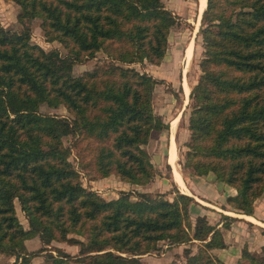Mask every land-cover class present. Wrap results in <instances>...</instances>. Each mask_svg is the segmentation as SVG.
I'll use <instances>...</instances> for the list:
<instances>
[{"label": "trees", "instance_id": "1", "mask_svg": "<svg viewBox=\"0 0 264 264\" xmlns=\"http://www.w3.org/2000/svg\"><path fill=\"white\" fill-rule=\"evenodd\" d=\"M13 1L20 20L40 18L46 38L68 54L32 42L29 26L12 31L0 21V251L32 264L36 252L26 240L39 236L49 253L42 264H145L142 255L161 240H199L197 252L185 249L187 263L221 264L212 249L227 246L223 229L200 213L207 206L193 195L122 190L106 199L83 184L63 143L69 134L96 139L103 175L145 184L160 173L145 147L154 131L169 128L154 110L158 80L131 64L159 63L179 16L162 0ZM199 34L205 50L182 170L213 172L237 189L228 209L255 214L264 193V0H207ZM101 49L110 61L74 74L75 62ZM42 104L64 105L73 117L44 113ZM223 216L226 227L241 219ZM54 240L78 245V253L49 247ZM237 264H264V244L257 252L244 246Z\"/></svg>", "mask_w": 264, "mask_h": 264}, {"label": "rangeland", "instance_id": "2", "mask_svg": "<svg viewBox=\"0 0 264 264\" xmlns=\"http://www.w3.org/2000/svg\"><path fill=\"white\" fill-rule=\"evenodd\" d=\"M162 1L167 8L171 9L179 16V21L170 30L167 52L164 58L157 64L147 60H145V62H135L131 64L141 71L152 74L158 80L153 91L154 110L156 114H159L163 120L169 123V128L163 131H154L148 143L145 144V147L149 151L160 173L145 184L124 181L114 173L103 175L98 171L95 163L97 146L99 144L96 139L92 137L82 138L75 134H69L63 137V143L70 150L69 159L78 168L83 184L98 192L106 199L118 197L122 190L132 191L133 194H136L138 190L151 191L153 193L166 192L167 197L173 198L178 188L182 192L193 195L200 202L206 204L208 208H198H200L201 214L207 216L209 222L223 229L224 236H227L225 237V239L227 238V247L229 244H238L241 251L240 256L233 260L237 264L238 259L242 255L244 246H247L253 252L261 250L264 243L260 244L256 236L260 231L262 232V227H260L259 222L253 223L250 219L232 220L230 227L224 226L223 223L225 221L226 224V218L223 216V213H226L224 210L229 208L224 202L225 199L227 201L224 195L230 194L227 185L218 180L213 172L204 175H193L188 172V170L183 171L180 163V159H184V154L187 149L185 142L190 139L191 131L188 125L193 104V99H191L190 95L193 87L198 83L199 77L202 74L201 60L205 50L202 35L199 34L202 17V15L200 17L199 10L200 0ZM20 11L21 7L15 1L0 0V21L6 28L12 31H22L25 26H29L31 28L32 42L40 44L46 50L56 48L62 55L67 56L68 49L63 43L58 40H48L46 38L41 27L40 18L22 21L18 18ZM191 43H193V56L191 62L188 63L185 57ZM108 61H110V58L107 56V53L101 49L96 53L95 57L75 62L73 72L75 75H81L86 71H91L98 66L104 65ZM187 85L190 87L188 101H186L185 92V87ZM40 110L44 113H55L62 116L73 117V114L64 105L53 107L48 104H42ZM178 114H180V118L173 134L171 120ZM172 138H174L175 141L176 164L187 187L178 185L174 176L172 164L170 163L171 167L167 165V163H169L168 154L170 158L169 145L171 150ZM133 198H135V196ZM256 205V219L262 222L264 221V193L257 199ZM16 210L21 222L28 228L29 221L26 214L21 209V204L18 199H16ZM198 210L193 208L190 211L193 224L196 223ZM233 215L241 216L238 214ZM200 244L201 242L199 240H194L170 245L168 240L165 239L159 242L160 249L145 253L141 258L145 264H188L185 249L189 248L192 250V253H195L198 251ZM26 245L30 252H36V254L31 257L32 264H42L48 259V245L47 248L42 251L41 248L44 244L39 236L27 239ZM56 246L72 254H77L79 250L78 245L71 244L67 241L54 240L52 245H49V247L52 248ZM256 246L258 247L255 248ZM52 248H50V250L56 253V250ZM212 252L216 254L214 250ZM243 260L246 261L247 258H243ZM16 263L15 255L0 251V264ZM221 264H226V262L222 261Z\"/></svg>", "mask_w": 264, "mask_h": 264}, {"label": "crops", "instance_id": "3", "mask_svg": "<svg viewBox=\"0 0 264 264\" xmlns=\"http://www.w3.org/2000/svg\"><path fill=\"white\" fill-rule=\"evenodd\" d=\"M221 182L227 185L230 194H235L237 192V189L235 187H233V186H231V185H229V184H227V183H225L223 181H221ZM230 194L224 195V197L227 198V196L230 195ZM224 202L226 203L225 205H227V207H230L229 204L227 203L226 199L224 200ZM207 203H209V202H207ZM202 204H204V203H202ZM204 205L207 206L206 204H204ZM202 208L205 209V208H208V206L205 207V208L204 207H202ZM256 209H257V205H256ZM224 211H226V213H231V214H236L237 215V213H234L235 211L232 212L228 208H226V210H224ZM200 213H201V211H200ZM255 214H256V212H255ZM255 214H247V215L238 214V215H241V216H239V217H241V219H250V221H253V223L259 222L260 227H264V224H263L264 221L261 222V221L257 220ZM249 215H252V216H249ZM225 237H227V236L225 235ZM256 237H257V240L260 241V244L261 243L262 244L264 243V234L261 231H260V233ZM250 241L252 242L251 239H250ZM257 247L258 246H256L255 248H257ZM213 250L215 251L216 255L222 261H225L226 262V264H236L233 260L234 259H237V257L240 256V252H241L240 249H239L238 244L237 245H235V244H229L228 247L225 246V247H220V248H213Z\"/></svg>", "mask_w": 264, "mask_h": 264}, {"label": "bare ground", "instance_id": "4", "mask_svg": "<svg viewBox=\"0 0 264 264\" xmlns=\"http://www.w3.org/2000/svg\"><path fill=\"white\" fill-rule=\"evenodd\" d=\"M206 5H207V0H200V2H199L200 17L202 15V12L205 9ZM192 56H193V43L190 44V46L188 47L187 52H186V57L185 58H187L188 63L191 62ZM185 92H186V101H188L189 93H190V87L188 85L185 87ZM179 118H180V114H178L175 118H173L171 120V127H172V130H173V134H174V130H175L177 124H178ZM169 161L172 164L174 176H175L176 181L178 182V185L186 187L185 181H184V179H183V177H182V175L180 173V170L178 169L177 164H176V152H175V141H174V138H172V144H171Z\"/></svg>", "mask_w": 264, "mask_h": 264}, {"label": "water", "instance_id": "5", "mask_svg": "<svg viewBox=\"0 0 264 264\" xmlns=\"http://www.w3.org/2000/svg\"><path fill=\"white\" fill-rule=\"evenodd\" d=\"M169 151H170V145H169ZM168 162L171 163V162L169 161V154H168Z\"/></svg>", "mask_w": 264, "mask_h": 264}]
</instances>
